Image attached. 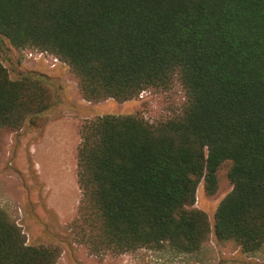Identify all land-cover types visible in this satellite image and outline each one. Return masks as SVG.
<instances>
[{"label": "trees", "instance_id": "trees-1", "mask_svg": "<svg viewBox=\"0 0 264 264\" xmlns=\"http://www.w3.org/2000/svg\"><path fill=\"white\" fill-rule=\"evenodd\" d=\"M65 63L89 103H123L178 82L180 112L151 124L103 115L79 129L81 199L74 239L91 253L200 250L210 234L194 208L228 165L231 191L214 235L245 255L264 246V0H0L3 41ZM49 79L13 80L0 61V133L41 129ZM58 247L29 245L0 209V264H55Z\"/></svg>", "mask_w": 264, "mask_h": 264}, {"label": "rangeland", "instance_id": "rangeland-1", "mask_svg": "<svg viewBox=\"0 0 264 264\" xmlns=\"http://www.w3.org/2000/svg\"><path fill=\"white\" fill-rule=\"evenodd\" d=\"M1 40L4 51L0 61L10 78L27 73L45 75L53 97L43 128L25 124L16 132L0 133V209L22 229L27 244L58 247L55 264H264V246L245 255L232 242L218 241L214 235L216 208L232 188L226 176L228 165L218 171L215 194L205 191L203 181L197 187L194 208L207 215L210 226L198 252L176 254L165 245L159 250L93 254L77 242L71 228L81 199L76 166L80 127L107 114L139 113L154 124L180 112L185 103L183 90L175 82L168 91L146 90L123 103L113 99L89 103L81 98L77 79L65 63L38 50H17L6 39Z\"/></svg>", "mask_w": 264, "mask_h": 264}, {"label": "built area", "instance_id": "built-area-1", "mask_svg": "<svg viewBox=\"0 0 264 264\" xmlns=\"http://www.w3.org/2000/svg\"><path fill=\"white\" fill-rule=\"evenodd\" d=\"M55 61H57V59H55Z\"/></svg>", "mask_w": 264, "mask_h": 264}, {"label": "crops", "instance_id": "crops-1", "mask_svg": "<svg viewBox=\"0 0 264 264\" xmlns=\"http://www.w3.org/2000/svg\"><path fill=\"white\" fill-rule=\"evenodd\" d=\"M47 134H48V132H47Z\"/></svg>", "mask_w": 264, "mask_h": 264}]
</instances>
